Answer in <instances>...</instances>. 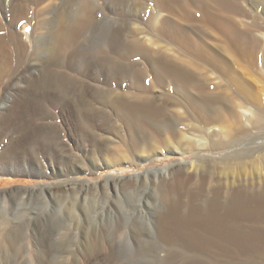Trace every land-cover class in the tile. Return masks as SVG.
Segmentation results:
<instances>
[{
  "label": "rangeland",
  "instance_id": "rangeland-1",
  "mask_svg": "<svg viewBox=\"0 0 264 264\" xmlns=\"http://www.w3.org/2000/svg\"><path fill=\"white\" fill-rule=\"evenodd\" d=\"M13 2L5 0L0 5L4 22L11 19ZM232 2L235 7L237 5L230 12L234 18L244 21L243 24L253 29L261 27L264 33V0ZM56 3L58 0H54ZM99 4L105 6L108 2L101 0ZM147 4L144 11L148 12L132 13L137 15L138 22L135 24L139 27L144 28L149 20L152 21L149 28L155 33L162 29L164 20L180 25L183 30H191L197 25L181 22L179 12L157 11L152 2ZM39 8L32 7L27 13L25 11L23 18L14 25L15 29L24 27L29 30L34 23H39L42 19L41 13H36ZM130 8V5L122 4L118 6L117 13L109 10L95 13L90 28L94 36L90 34L91 42L87 41L83 46L88 56L84 55V59L79 57L68 71L71 72L69 75L63 72L66 69L62 66L51 68L43 64L38 56H31L17 68H10L9 77L0 84V97L4 94L5 98H18L16 93L38 95L47 92L60 102L66 93L80 86L82 78L88 76L86 64L103 61L111 54L112 46L116 45L115 39H111L115 36L112 31L118 27L123 29L133 16L131 13L129 15ZM194 12V8H191L190 16L199 15L200 18L199 45L213 53L217 39L205 33L207 28L202 22L203 14L198 12L196 15ZM70 15L72 20L77 17V13ZM251 36L261 47L264 46V40H260L257 33ZM192 37L196 40V37ZM127 43L128 39L123 35L121 49L125 50ZM10 45L6 47L9 51L13 49V45ZM30 53L31 49L27 54ZM136 61L142 62L141 58ZM233 67H238V64ZM262 68L258 56L255 69L261 76L252 70L256 80L264 76ZM22 73L26 76H19ZM96 76L99 80L103 78ZM104 78L112 87L116 83L122 88L134 84V92L149 91L148 94L160 101L166 97L164 94H171L173 90L168 82H159L148 69L144 80L139 82V85L147 88L145 90L135 89L137 79L131 74L109 70ZM216 86L211 84L209 89L213 90ZM18 105L19 102L13 110ZM11 110L10 107L6 112L5 121L8 124L4 121L7 125L4 126V136L0 138V156H8L0 160V264H264V237L238 242L202 234L199 235V250H192L179 241L167 240L159 233L160 216L167 212L168 206L167 199L162 197L163 192L180 183L196 188L203 182V172L210 164L211 157L201 148L199 158L184 152L186 147L183 141L175 142L172 139L149 148L141 149L138 144L131 148L129 142L136 143L135 134L148 132L149 126L145 123L132 124L108 97L100 93L95 100L78 111H72L68 117L60 115L62 109L57 106L53 112L59 114L58 117L49 114V121L38 118L36 114L22 119L19 111L13 113ZM46 122L53 128L50 138L53 142L47 146V151L40 149L38 143L29 142L25 128H35ZM16 141L20 145L26 142L25 146L30 150H12L10 143ZM122 143H128L129 149L121 151V148L124 150ZM243 146L259 149L254 157H258L259 151L264 153V150H260L264 149V130L257 131L237 145L214 152L220 153L215 154V159ZM156 168H164L165 172L148 171ZM245 178V181L238 178L234 184L264 185V168L257 170L250 167ZM254 221L248 220L246 227L256 228L258 224ZM42 237L46 238V243ZM38 244L41 250L48 245L49 252L36 254Z\"/></svg>",
  "mask_w": 264,
  "mask_h": 264
},
{
  "label": "bare ground",
  "instance_id": "bare-ground-1",
  "mask_svg": "<svg viewBox=\"0 0 264 264\" xmlns=\"http://www.w3.org/2000/svg\"><path fill=\"white\" fill-rule=\"evenodd\" d=\"M99 1L58 0V4H54V0H14L10 10L11 19L4 22L0 14V84L9 77L10 68H17L31 56H38L43 64L51 68L62 66L66 69L63 72L69 75L71 72L68 71L76 60L88 56L83 46L87 41L91 42L90 28L95 13L106 10L117 13L118 6L122 4L130 5V15L141 13L146 10L147 3L152 2L157 11L179 12L177 14L181 22L197 25L191 30H183L180 25L164 20L162 29L155 33L149 28L152 21L149 20L144 28L139 27L135 24L138 22L137 15L132 14L123 29L118 27L112 31L115 36L111 39H115L116 45L112 46L108 58L100 62H88L85 65L88 76L79 79L80 86L66 93L60 102L47 92L24 95L21 91L16 93L18 98H5L3 94L0 97V138L4 136V126L8 124L5 120L10 107L13 113L19 111L22 119L36 114L38 118L49 121V114L53 115L57 106L62 109L59 114L68 117L72 111H78L95 100L100 93L108 97L132 124L145 123L149 126L148 132L135 134L136 143L129 142L131 148L136 144L141 145V149L149 148L172 139L175 142L183 141L186 147L184 152L192 156L199 158L201 148L211 157L210 164L203 172V182L198 187L180 183L170 187L168 192H163L162 197L168 202L167 212L161 214L159 220V233L163 237L179 241L192 250H199V235L202 234L238 242L264 237V185L234 184L238 178L247 180L245 177L250 167L257 170L264 168V153L259 151L255 158L259 149L248 146L218 159L215 156L220 153H214L237 145L254 136L257 131L264 130V76L256 80L252 73L254 69L261 76L255 69L258 56L264 71V46L261 47L251 36L257 33L260 40H264L262 28L253 29L243 24L244 21L234 18L230 13L235 7L232 0H107L105 6L100 5ZM4 2L0 0V5ZM199 6L203 14L202 22L207 28L205 33L218 42L213 53L199 45ZM32 7L39 8L36 13H41V21L34 23L29 30L24 27L15 29L14 25L23 18L24 12L27 13ZM191 8L198 16H190ZM70 13H77L75 20L70 18ZM123 35L128 39L125 50L121 49ZM8 44L13 45L10 51L6 48ZM29 49L32 52L30 55L27 54ZM136 58H141L142 62L138 63ZM236 63L238 67H233ZM147 69L159 82H168L172 86L171 94H164L166 97L162 101L148 94L149 91L134 92V84L122 88L116 83L112 87L104 78L109 70L118 74H131L137 79L138 86H134L135 89H144L146 87L139 85V82L144 80ZM195 72L198 77H195ZM21 75L26 76L24 73ZM96 75L103 78L99 80ZM211 84H217L216 88L209 89ZM18 102V107L13 110ZM59 114L54 115L58 117ZM25 128L29 142L38 143L40 149L46 150L52 144L50 138L53 128L48 122L35 128ZM17 142L10 143L12 150H30V147L25 146L26 142L22 145ZM123 145L124 150L120 147L121 151L129 149L128 143ZM6 157L1 155L0 160ZM148 171L163 173L165 169ZM248 220H255L257 227H246ZM45 240L44 237L42 241ZM39 246L35 247L36 254H47L50 250L48 245L42 250Z\"/></svg>",
  "mask_w": 264,
  "mask_h": 264
}]
</instances>
